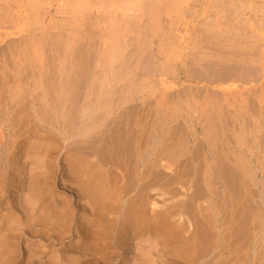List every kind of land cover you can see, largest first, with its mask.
<instances>
[{"label":"rangeland","instance_id":"374dc122","mask_svg":"<svg viewBox=\"0 0 264 264\" xmlns=\"http://www.w3.org/2000/svg\"><path fill=\"white\" fill-rule=\"evenodd\" d=\"M88 1H90V0H12V1L11 0H0V7H2V8H0V52L4 51L3 54L6 53V55L11 54L12 57L10 56V58L12 59L13 55H14V57L17 55L16 51H19L18 50L19 44H21L23 47L25 44L28 45L30 43L31 44L30 49L28 48L29 46L28 47H27V45H25L26 47L24 46V48H25L24 52H26V53L22 52V53H24V55L22 54L20 56V58H17V59L15 57L14 61L16 60V62H15L16 64L14 63V70L18 69L17 66H19V65H20L19 67L23 66V69L21 70V72L18 73V75H19L18 77L20 78V79H18V81H20V80L23 82L29 81V84H33V85L35 84V82L40 83V82L46 81V79H49L48 76H50V74L48 75L47 73H51L52 72L51 70H53L55 72V71H58L59 69L60 70L58 71L57 75L60 74V71H62L63 73H61L59 75L57 80H61V79L63 80V79H65V77L68 76L66 78L67 80H69V79L74 80L75 79V82H79L81 84H84V83L86 84V82L93 83V84L95 83L96 86H99L100 83H103V84L112 83V85L114 84L113 86H115V84L116 85L119 84L118 83L119 79L123 80V81H121L122 84L126 83V85H127V83H128V88L125 91V93L123 92V93H121L122 95L119 96V97L122 96V98L124 96V99H125V102L127 105V108L125 111L126 112L129 111V113H128L129 119L131 117V113H133L132 119L131 120L128 119V121L126 123V128L128 130H130V129L133 130V128H135V120L136 119H139V120L142 119L143 122H141V124H140V130H141L140 132L142 134H144L147 130H149L148 128H150V126L148 124L149 119L151 120L154 117V118L161 119V121H162L163 116L164 115L166 116V119L168 120V122L165 120H163L162 122H166V123L170 122V124H171V125H169L170 131H169V129L166 130V127H163L164 129L160 128V127L158 128L160 131V136H163L162 137L163 139L161 138L162 141L159 142L158 148H160V149H157V151H156V162L154 163V164H156V166L152 163H149L146 160L140 161V166H141L140 172L141 173H143V172H144V174L147 173L146 175L149 176V179L151 177H152L151 179H153V176L158 177V178H156L157 180L161 179L159 181L154 179L157 181V184H156V182H154V185L148 189L147 193H145L148 196V198H145L144 201L145 202L148 201V203L150 202V204L147 203L145 210H146V212L150 211V215H149V212H147L148 213L147 214L144 211L145 219H144V221L140 222V231L138 232L137 236H135V238H128L127 237V238H124V240H123V238L121 239L122 243L124 241L128 243V241H129L131 243L130 246L123 244V247L121 245V248H119L120 250L118 248H116L115 242H116L118 237L115 234L110 235L111 233L109 235H106V231H108L107 227H103L104 224H102V226L98 228L99 230H97L98 234H94L95 236H93L95 238V241H94L95 246H92L93 248L90 247L91 246V244H90L91 240H90L83 245L82 249L78 250L76 243H78L80 238L73 235L72 234L73 232L65 235V234H63L62 229H60V230L58 229V231L61 233L60 234L57 230L51 228V226H49V225H47L46 228L45 227L42 228L39 226V224L42 223L41 218L43 215H47L48 213H51V209H53L54 211L57 209L59 211V209H62L61 207L58 208L59 207L58 206L55 209L54 207L51 206L45 212H41V211L39 212V210H35V209L33 210L32 209L31 201H33V200L29 198L28 193L26 191H20V192L17 191L18 194L14 195L16 197H13V194L12 193L10 194L11 189H6L7 190L6 194H4L1 197L2 198L1 201L2 200L4 201V202L2 201V203L4 204L7 201H11V198L12 199H19V200H21V204H22L23 208L19 209V210L17 208V211L20 212V214H21V219L17 220L16 223L15 222L12 223V228L17 229V231L15 233H13L14 238L10 237V238H12V241H11V244L13 245V247H11L12 250H9L8 248H5V250L4 249L2 250V253H6V255H1L2 253L0 254V264H177L178 260H182V259H180V257L178 258L177 255L176 256L173 255L174 250H176V247H177L175 245V243L178 244L177 241L184 240L186 235H187L188 227L186 230V226H184V225H186L185 224L186 221L188 224L187 218L189 217V214L187 215L186 211H185V215H184V213L180 215V214H178L177 210L174 211L172 209H177L176 206L173 208V204H175V203L177 204V201H179L180 199L187 198V197H183L184 193L188 194L187 186L184 184H185L186 179L187 180L190 179V174L194 171V169H196V168L198 169L197 165H199V164H197L196 161L198 159H199L198 160L199 162L204 161V162H201L202 164L200 163V166L202 168L199 166L200 167L199 171H202L200 173L201 176H199L201 178V180L199 181V185L200 184L205 185L204 184L205 173H204L203 169L206 165V161H208V163H211L212 165L218 164L217 162L219 160L222 161V162L219 161V163H220L219 165H221V167H224V168H222L223 169L222 170V169H220L221 167L219 166L218 169L221 171V174L223 173L225 176H228L227 175V174H229L228 171H231V168H230L231 165H232V167L235 166V168H236L235 163H237L236 159L239 156L240 157L238 160L239 161L243 160L240 163H242V165L245 164L246 170L244 171V173H248V174L244 175L243 171L240 169L241 173L239 172L240 176H238L239 177L238 180L239 179L243 180V178L247 176L246 178H244V179H246V181L244 183L246 185L244 186V188L246 186L248 187V188L246 187L247 194L251 198V200H253L252 201L253 203L251 204V206H249L250 209L249 208L248 209L250 211L252 210V214H255V218H256L255 223L256 224L259 223L261 226V230H260L261 236L259 237L258 240L255 239L256 242L255 241L253 242L252 250H249L250 247H248V248L244 247V243L245 242L247 243V241H249L251 239V238H248L249 237L248 236L249 235L248 229L250 228V232L254 231L253 228L255 225L251 224L252 219L250 218L251 222L249 221L250 224L248 223V225H250V226L248 227V225L246 224L245 225L246 227L243 228V234H245L247 236L245 237V235H243L244 236L243 243H241V244H243L244 250L247 248L250 251V255L248 256L247 259H245L246 256H244V254H243L244 252L242 249V252L240 254H237V256L242 255L241 258H240V256L237 257L235 254V257L233 258L232 263L243 264L244 261H246L245 264H247V262H249V264L254 263V262H255L254 264H259V263L261 264V262L264 263V256H263L264 255V56H263L264 55V0H244V1L243 0H234V2H232L233 0H184V2H182L183 0H148V2H147V0H140V1L138 0L139 2L142 3V5H141V3H139V5L138 4L134 5L132 3L130 4L129 2L127 3V0H91L90 3H93L96 6L93 8V11L90 10L88 8V6L85 9V6L88 4ZM32 2H34V3H32ZM37 2H39V9L42 10L41 11L38 9L40 11V14L42 13L43 17L45 16V18H43V17L41 18L42 20H39L40 17L37 18L39 14L37 16L33 14V17H30L28 15V17H27L28 13L35 11V9H33V8L31 9L30 6L33 4H36ZM154 3H156V4H154ZM192 3H193V5H192ZM235 3H236V5H234ZM98 4L101 5L102 7H99ZM133 5H134V7H132ZM34 6L35 5H33L32 7H34ZM145 6H147L148 8ZM215 6H216V8H215ZM231 7H232V9H230ZM128 8L129 9L131 8V11L129 10L130 12L127 10ZM139 8H142V10L141 11L138 10ZM192 8H194V9H192ZM123 9H124V11H122ZM133 9H136V10H133ZM146 9H148V11H146ZM190 9H191V11H190ZM205 10H207V11H205ZM219 10L220 11L224 10V11H222V13H221ZM236 10H238V12ZM5 11H7V12L4 13ZM84 11H86V12L92 11L91 17H94L93 18L94 20L92 19L89 22L90 23L89 25L87 22H84V25H86V26H83L84 28H80L81 35H80V32L78 33V30H76L77 32L75 31L76 33L75 32L71 33L70 32L71 31L70 25H74V23H73V21H75L74 19L77 18L78 20L79 19L82 20L81 18L86 17V16H82V13ZM100 11H102V12H100ZM210 11H212V12H210ZM233 11H236L235 14ZM19 12L23 13V15L25 16L23 21L20 20V18H17ZM123 12L125 14L122 15ZM196 12H197V14H196ZM198 12H200V13L198 14ZM142 13H143V15L145 14V17L142 16ZM78 14H80V15H78ZM118 14L120 16V20H122L121 23L118 22V20L116 21V19H117L116 16ZM138 14H140V15H138ZM232 14H234V15L231 16L232 17L231 18L230 15H232ZM12 15L14 16L13 22L14 21L15 22L12 23V21H11V24L10 23L5 24V21L9 20V17L13 18ZM206 16H208L209 19H207L208 17L206 18ZM222 16H223V18H222ZM124 17L128 20H126ZM141 17H143V18H141ZM233 17H235L236 19H233ZM139 18H141V19H139ZM210 18L214 19V21L216 20V21H219V23L220 22L222 23L223 27L221 28V30L222 29L223 30L225 29V30L224 31L223 30L222 31L217 30L218 33H221V35H222V32H223L225 35L224 37H226V35H227V39H228V37L233 38V40L231 41L232 45L230 43H223L224 45L226 44V46H224L225 47L224 50L222 49L224 47H221V46H223V44L220 45L219 43H217L215 41L212 42V44H211V42H208V39L203 38V36H204L203 34H205V32L207 33V31H205V27H203V25H202V32L198 33L199 31H197V29L195 30L196 27L194 25L196 23L197 24L201 23L200 21H202V23H203V21L206 22L207 20H211ZM30 19H31V24H28V23H30V21H27V20H30ZM124 19H125V21H127L126 23H125ZM205 19H206V21H205ZM224 20H225V23H224ZM17 21H19L20 23H18ZM24 21L27 22V24ZM51 21L53 23H51ZM70 21L72 22V24L69 23ZM109 21L111 23H109ZM128 21H129V23H128ZM143 21H144V23H143ZM196 21H198V22H196ZM106 22H108V24H111V25L108 26ZM39 23H40V25H39ZM93 23L96 25H94ZM97 23H98V25H97ZM130 23H132V24H130ZM171 23H173V24H171ZM43 24H44V26H43ZM75 24H79V23H75ZM166 24H168V26L171 25L172 28L174 27L173 31L169 30L170 27H169V29L167 27H165ZM203 24H205V23H203ZM68 25H69V27H68ZM141 25L142 26L145 25V26L142 27ZM29 26H30V28H29ZM232 26H235V27H232ZM108 27H110L113 31L110 32L109 31L110 28L108 29ZM230 27L235 28V29H232ZM119 28H121V29L119 30ZM192 28H193V30H192ZM198 29H200V28H198ZM62 30H64V31H62ZM239 30L241 32H239ZM60 31L64 33V37L66 36V34H68L66 36L67 38L73 34H75V35H73L72 37H69L71 40L69 38H68L69 39L68 40L66 37H65V40H63L62 39V38H64L63 33H62V36H61V33L60 34L58 33ZM68 31L70 33H68ZM82 31H83V33H82ZM114 31H115V34H114ZM125 31H128V33H126ZM134 31H135V33H134ZM217 31L215 30V34H214V32H210V33L216 35V34H218ZM228 31H231V32L229 33ZM117 33H119L118 34V35H120L119 37L117 36ZM136 33H140V34H138L139 38L137 37ZM168 33H169V35H168ZM50 34H53L51 36L52 38L50 37ZM87 34H88L89 38H86V37H88ZM111 34H113L112 37H111ZM240 34H241V36H240ZM244 34H245V36H243ZM54 35H57L58 37L54 36ZM207 35L209 36V34H207ZM19 36H21V37H19ZM75 36H76V38L74 39ZM124 36H127L128 38L124 37ZM251 36L253 39L251 38ZM35 37L39 40H37ZM104 37H106V38L104 39ZM109 37L111 40H109ZM224 37H222V41L227 42L228 40L225 39ZM244 37H246V38H244ZM41 38H42V41H41ZM10 39H11V41H10ZM19 39H20V41H19ZM72 39H74V41ZM80 39H82V40H80ZM115 39H117V40H115ZM123 39H126V42L122 45V42H120V40L122 41ZM31 40H33V41L35 40L34 43L38 42L40 45L38 43H37V45L34 44ZM104 40H106V42H108V43H106ZM201 40H203L202 41L203 43L201 42ZM52 41H54V42H52ZM70 41H71V43H69ZM123 41H125V40H123ZM132 41H133V43H132ZM24 42H26V43H24ZM127 42H128V44H127ZM165 43H168V44L165 45ZM74 44L75 45L77 44V45L75 46ZM12 45H14V46L18 45V46L15 47V49H13V51H12V49H10V47H12ZM32 45L36 46L35 48H37L38 50L37 49L34 50V48H33L34 46H32ZM120 45L122 48L120 47ZM229 45H231V46H229ZM31 46L33 49H31ZM82 47H84V49ZM238 47H239V49H238ZM80 48H82V49L80 50ZM133 48H135V49H133ZM211 49L213 52L211 51ZM21 50H23V49H21ZM196 50L198 53L196 52ZM37 51H39V52L41 51V53H38ZM113 51H114V53H113ZM121 51H123V52H121ZM133 52L135 55L133 54ZM231 52H233V53H231ZM112 53H113V55H112ZM194 53H195V55H193ZM227 53L230 55H227ZM41 54H42V57H41ZM74 54H76V55H74ZM77 54H79V55H77ZM109 54L111 56H109ZM126 54H128V55L126 56ZM219 54H221V55L224 54V55L221 56ZM45 55H46V57H45ZM118 55H119V57H118ZM73 56L76 60L73 58ZM93 56H94V58H93ZM131 56H133V57L131 58ZM3 57H5V56L2 55L1 58H3ZM86 57L89 59H87ZM128 57H130L132 60ZM197 57H199V58H197ZM21 58L23 59V61ZM25 58H26V61H24ZM44 59H46V60L44 61ZM82 60L85 61L84 65H82L83 64ZM12 61H13V59H12ZM61 61H63V62H61ZM87 61H88V64H87ZM24 63H26V64H24ZM72 63H74V64L72 65ZM119 63L122 66H120ZM196 63H198L199 65ZM6 64H7L8 70H11L10 69L11 67L13 69V64L11 62L9 64V60L7 61ZM6 64H5V61L4 62H3V60L0 61V69L5 68L4 66ZM11 64H12V66L9 67ZM89 64H90V66H89ZM200 64H202V66ZM25 65H26V67H25ZM44 66H46V67H44ZM50 66H54L53 69ZM73 66H75V67H73ZM48 67H49V69H48ZM57 67H58V69H57ZM67 67H68V70L71 69V71H68V73L71 72V73H69V75H68V73H66ZM80 67H82V68H80ZM134 67H136V68H134ZM200 67H201V69H200ZM25 68H27V70ZM129 68H130V70H129ZM198 68H199V70H198ZM259 68H261V69H259ZM65 69H66V71H64ZM123 69H124V71H123ZM23 70L24 71L26 70V71L24 72ZM29 70H30V73H29ZM104 70H105V72H104ZM76 71H78V72H76ZM97 71L98 72L100 71L101 73L100 72L98 73ZM122 71H123V74H122ZM126 71H127V73H126ZM194 71H196L197 73ZM14 72H16V71H14ZM73 72L74 73L76 72V74H74ZM91 72H94V73H91ZM78 73L80 76L78 75ZM73 74L75 77L73 76ZM190 74L192 77H190ZM232 74H233V76H232ZM237 74H238V76H237ZM77 75H78V77H76ZM85 75H86V78H85ZM24 76H26V77H24ZM69 76H71L73 78H71ZM138 76H139V78H138ZM235 76H237V78ZM62 77H64V78H62ZM79 77H81V78H79ZM217 77H218V79H217ZM222 77H224V78H222ZM82 78H85V79H82ZM231 78H232V80H229ZM13 79L14 78H12V80ZM52 79H54V78H52ZM219 79H221V80H219ZM223 79H225L226 82L222 81ZM50 80H51V77H50ZM77 80H80V81H77ZM135 82H137V83H135ZM129 84H133V85H129ZM147 84L149 86H147ZM87 87H88L87 85L84 86V88H87ZM234 88L236 89L237 92H235ZM137 90H138V93H137ZM141 90H143V91H141ZM226 90L227 91L231 90V91L227 92ZM98 92L99 91L94 92L92 94V96L97 97ZM206 92L208 93V95ZM82 93H84V92L82 91L81 94ZM134 93H135V95H134ZM217 93H219V94H217ZM227 93L230 96H228ZM200 94H201V96H200ZM94 95H96V96H94ZM238 95H240V96H238ZM197 96H198V98H197ZM236 96L239 98H237ZM82 97H85V94H82ZM82 97H80V98H82ZM129 98H130V100H129ZM134 98H135V100H133ZM124 99H122V100H124ZM166 100H167V102H166ZM220 100H222V101H220ZM227 100H228V103H227ZM145 102H147V103L145 104ZM151 102H152V104H151ZM148 103H150L149 106H148ZM166 104H168V105H166ZM134 105H137V106L139 105L138 107H140V108H138L136 106L138 108L137 109ZM157 105H158V108H155ZM160 105H162V106H160ZM112 106H114V107H112V110H110L111 115H113V113H116V111H117V109H116V111L114 109V108H116L115 105H112ZM129 107H131V108H129ZM133 107H135L136 109ZM169 108H173V110L172 109L169 110ZM167 110H169V111H167ZM171 110H172V112H171ZM138 112L140 113V115L138 114ZM166 112H167V115L169 114V116L172 119H170V117H167V115L165 114ZM168 112H170V113H168ZM152 113L154 115H152ZM135 114H136V116H135ZM150 114H151V118H149ZM141 115H143L142 118H141ZM146 116H147V118H145ZM137 117H139V118H137ZM174 117H176V119ZM144 118H145V120H144ZM161 121L158 120L159 123H161ZM209 121H210V123H209ZM222 121H223V124H225V125L221 124ZM171 122H173V123H171ZM173 124H175L177 126H175ZM45 125L46 124H44V126ZM172 125L174 126V128L179 127V129H177V130H179L180 131L179 133H181V135H184L186 137V139L183 136L184 139L181 142H179L178 139H173V141L171 139L169 140L168 138L171 135L170 132L175 131V129L172 128L173 127ZM222 125H223V127H222ZM46 126H48V125H46ZM224 127L225 128L230 127V129L228 128L224 131V129H225ZM205 128H206V130H205ZM210 128L212 129L211 131H210ZM231 128L234 130L232 131ZM172 129H173V131H171ZM227 130H229L230 132ZM146 133L148 135L149 131H147ZM161 133H162V135H161ZM179 133H177V134H179ZM238 133H240V135ZM39 134H41L45 138H46V136L47 137L54 136L51 133L47 134V131L46 132L40 131ZM166 134H169V135H166ZM177 134L174 136V138H176ZM209 135L211 136V138H209ZM234 135L236 136V138ZM142 136L147 137L145 135H142ZM206 136H208V137H206ZM228 136H231V137H228ZM232 136L234 138H232ZM175 141H176V143H174ZM236 142H238V143H236ZM166 143H169V144L172 143V145H177V146L180 145L179 147H177V150L174 153L175 155H173V153L166 151L167 147H169L168 146L169 144H167V147H166ZM48 144H50V142H48ZM181 144H183V145H181ZM198 145H199V147H198ZM200 145H202L201 147H203V149H200ZM181 146H184V147L181 148ZM161 148H164V150H162ZM160 150H162L163 152H161L159 155L158 152ZM178 150L180 152L177 154ZM182 150H183V152H182ZM17 151H18L17 149H14V148L9 149V147L7 148V151H6V149H4L0 153V156L3 157V159L0 158V161L4 160V162L5 161L7 162L9 160L8 156L9 157H11V156L17 157L18 155H20V151L19 152H17ZM63 151H65V150L61 149L60 150L61 155L55 156V158H56L55 160H57L58 163H59V161H60V163L64 162V160H63L64 158L62 156V154H64ZM193 151H194V153L198 152L197 154H195L194 157L192 155ZM234 151H235V153H234ZM230 152H231V154H230ZM180 153H181V155H180ZM21 154H22V151H21ZM218 154H219V156H218ZM29 155L30 156H29V158L26 159L23 167L20 165L21 161H18V159L14 158L15 160L12 159L13 162H10L11 166L8 169L10 171V173H14L16 175H19V174L24 175L25 174L24 179H23L24 181L27 180V178H29V176H31L33 171H36L38 173L42 172L44 174L48 170V169H44L45 167H47L46 165L44 168L41 167V169H36L37 168V165H36L37 157L34 156L33 152H31V154H29ZM133 155L134 154H131L129 156L130 157L129 161L132 159L131 157ZM196 155H197V157H196ZM215 155H217V156H215ZM135 157L136 156L134 155V159H132L129 162L127 170L133 171V167L135 166V163H136ZM160 157H162V158H160ZM232 157L235 160L231 161ZM170 158L172 159V161L170 160ZM216 158L218 161L216 160ZM20 159H22V157ZM162 159H164V161ZM189 159L192 162H189L190 161ZM153 160H155V159H153ZM165 160H167L168 162L170 160V162H169L170 165L173 163L171 165L172 167H170L169 165H168L169 167L168 166L166 168L163 167L164 164H167V163H165L166 162ZM213 160H215L216 162ZM233 161H234V163H233ZM17 162H19V164ZM244 162H246V163H244ZM14 163H16V164L14 165ZM229 163L231 165H230L229 170H228L227 167H228ZM4 164H5V168L7 169L6 163H4ZM147 164H148V166H147ZM160 165H163V166L161 167ZM129 166H131V167H129ZM13 167H15V168H13ZM57 168L59 170L57 169V171H55V177H56L55 183H56V185L60 186V187H58L57 191L60 190L61 192L60 193L58 192V194H57L56 190H53L52 186L50 185L52 195L53 196H55L56 194L62 195L64 193V194H66V196H68V198H70L71 195H70L69 190L65 189L64 187L61 188L63 185L62 183L64 182L62 180L63 179L62 175H64L63 174L64 172L61 170L59 165H57ZM144 168L146 169V171H147V169H150V170H148L149 172H146ZM169 168L170 169L172 168V169L168 170ZM184 168L188 169L187 171L189 172L188 173L189 176L185 175L187 171H185ZM107 169H110V168L108 167ZM115 169H116V171H114ZM155 169H157V170H155ZM173 169H176V170L173 172ZM181 169H183V171ZM44 170H45V172H44ZM112 170L113 171L110 172L111 174H112V172H113V174H115V173L119 174L120 173L118 167H113ZM157 171L160 173L159 176H158V174L154 173ZM60 172H62V173H60ZM151 172H153L154 174L151 175L152 174ZM178 172L183 173L184 177L183 176L182 177L177 176V175L181 174ZM17 173H19V174H17ZM134 173H135V171H134ZM198 174H196L197 175L196 178L198 177ZM234 174L238 175V172L235 171ZM12 176H13V174H12ZM57 176H58V178H57ZM59 176H60V178H59ZM172 176L182 178V179L176 178L174 181ZM229 176H231V175L229 174ZM229 176H228V178L230 180L231 177H229ZM170 177H171V179H170ZM165 178L169 181H167ZM225 178H227V177H225ZM49 179H50L51 183L52 182L54 183V179L52 177H49ZM164 179H165V181H164ZM170 180H171L172 184H170V186H169L166 183V181L170 182ZM124 182H125V180L121 181L122 185H124ZM151 182H153V181H151ZM163 182L165 185H163V184L161 185V183H163ZM182 182H183V184H182ZM182 185H183V187H182ZM195 185H197L199 187V190H197L198 195H199L200 191H201L200 195H202L203 194L202 193L203 189L201 188L202 185L199 186L198 183H195ZM177 186L181 187L182 189L185 187L184 188L185 190L183 191L182 189H179L177 192ZM197 186H195V189H198ZM153 188L155 189V191L152 190ZM173 188L176 189L175 193H174ZM193 189L194 188H192V189L189 188V191L191 192ZM231 189L233 190L234 188L232 187ZM172 190H173V192H172ZM149 191H150V193L151 192L152 193L150 194ZM8 193L11 196V198H9L10 196L8 195ZM22 193H23V195H22ZM148 193H149V195H148ZM252 193L255 194L256 196L253 195ZM20 194L22 195L21 197H20ZM48 194L51 195V193H48ZM174 195H176V196H174ZM151 200H153V201H151ZM23 201H24V203H23ZM198 201L200 203H203V204L206 203L205 200H203V199L198 200ZM34 205H35V207L38 206L35 201H34ZM153 205H155V208H153L154 207ZM168 206H170V207H168ZM148 207L150 210L147 209ZM166 208H168V211ZM151 210L152 211L156 210V211H154V213H153ZM170 210H172L173 212L171 213ZM2 211L3 210H1V212H0L1 213V215H0V225H1L0 229L3 225H6L7 220L10 219L8 212H6V211L2 212ZM174 212H177V214L176 213L173 214ZM77 213L81 214L79 211H77ZM159 213H161V214H159ZM6 214H8V215H6ZM146 215H148L149 217H147ZM78 216L79 215H77V217ZM111 216H112V214H111ZM153 216H155V217L153 218ZM164 216L166 217V219L164 218ZM183 218H184V220H183ZM155 219H158V220H155ZM32 220H33V223L31 222ZM164 221L171 222V224L173 225L172 226L173 229L176 231L177 230L180 231V233L182 232L181 234H183L184 236L180 234L181 236L179 238L173 237V238H170L171 240L169 242H167L168 239L167 238L163 239L162 234L164 235V234H167L168 232L165 230H164V232H163V230L161 231V225ZM33 226H34V228H33ZM157 227H159L160 229L155 230ZM38 228L39 229L41 228V230H43V233L46 234V235L44 234V240H43V242H41L42 244L40 243V237L39 238L36 236L31 237V234H33L32 230L38 229ZM145 228H146V230H145ZM180 228H181V230H180ZM51 229L53 231L55 230L54 236H55V234H58L56 236H58L59 239H57L58 237H56V236H55L56 237L55 240L53 238H51V236H53V232L51 231ZM47 230H48V232H47ZM147 230H149V231H147ZM21 231L24 233V235ZM29 231L31 232V234ZM49 233H50V235H49ZM169 233H171V232H169ZM25 234H27V235H25ZM109 236H111V237H109ZM169 236H170V234H169ZM24 237H25V239H24ZM91 238L92 237H90V239ZM21 239H22V241H21ZM27 239H29L30 241ZM97 239H99L100 242ZM56 240H58V241H56ZM92 240H93V238H92ZM25 243H26V245H25ZM127 243H125V244H127ZM167 243H168V245H167ZM43 244L45 245V247ZM169 244H171V245H169ZM30 245H32V246H30ZM61 245H63V246H61ZM15 246L17 247V249L14 248ZM27 249H30L31 251L30 250L27 251ZM75 249H77L78 251H76ZM87 249H89V250H87ZM91 249H92V251H91ZM48 251H49V253H48ZM11 252H12V254H11ZM7 253H8V255H7ZM33 253H34V256H33ZM124 254H126V255H124ZM14 255H15V257H14ZM44 256L46 258H44ZM112 256H114V257H112ZM243 256H244V258H242ZM124 257H126L127 259ZM9 258H10V260H9ZM214 258H215V256H211V257H208L206 260L212 261V259H214ZM235 259H237V261L240 260L241 262L240 261L234 262ZM123 260L125 262H123ZM184 261H186V260H184ZM202 261L200 264L205 263V261L204 262H202ZM217 261H219V260H216L215 264L218 263ZM184 263L185 262H183V264Z\"/></svg>","mask_w":264,"mask_h":264},{"label":"bare ground","instance_id":"6f19581e","mask_svg":"<svg viewBox=\"0 0 264 264\" xmlns=\"http://www.w3.org/2000/svg\"><path fill=\"white\" fill-rule=\"evenodd\" d=\"M12 1V0H11ZM140 1V0H139ZM138 0H127V3L129 2L130 4H138L141 3ZM244 1V0H243ZM90 1H88V4L85 6H88V8L90 10L93 11V8L96 7L93 3H90ZM105 2V1H104ZM103 2V3H104ZM148 2V0H147ZM153 2V1H152ZM176 2V1H175ZM184 2V0L182 1ZM187 2V1H186ZM234 2V0L232 1ZM31 3V2H30ZM34 3V2H32ZM223 3V2H222ZM247 3V2H246ZM46 4V3H45ZM101 4V3H100ZM123 4V3H122ZM149 4V3H148ZM156 4V3H154ZM227 4V3H226ZM241 4V3H240ZM258 4V3H257ZM33 5H35L34 7H32ZM31 5V9H35V11L28 13V15L30 17H33L34 15H38L37 18L40 17L39 20H42L41 18L43 17L42 13L40 14L41 9H39V2H37L36 4ZM82 5V4H81ZM99 5V4H98ZM124 5V4H123ZM134 5L132 7H134ZM142 5V3H141ZM147 5V4H146ZM193 5V3H192ZM222 5V4H221ZM236 5V3L234 4ZM233 5V6H234ZM43 6V5H42ZM240 6V5H239ZM262 6V5H261ZM48 7V6H47ZM99 7H102L101 5H99ZM122 7V6H121ZM128 7V6H127ZM130 7V6H129ZM131 7V8H132ZM147 7V6H145ZM144 7V8H145ZM150 7V6H149ZM194 7V6H193ZM221 7V6H220ZM219 7V8H220ZM228 7V6H227ZM230 7V6H229ZM252 7V6H251ZM260 7V6H259ZM2 8V7H0ZM44 8V7H43ZM124 8V7H123ZM131 8L127 9L128 11H131ZM136 8V7H135ZM143 8V7H142ZM142 8H139L138 10H142ZM148 8V7H147ZM216 8V6H215ZM225 8V7H224ZM256 8V7H255ZM263 8V7H262ZM39 9V10H38ZM46 9V8H45ZM49 9V8H48ZM73 9V8H72ZM88 9V10H89ZM137 9V8H136ZM133 9V10H136ZM194 9V8H192ZM229 9V8H228ZM232 9V7L230 8ZM257 9V8H256ZM23 10V9H22ZM71 10V9H70ZM89 10V11H90ZM126 10V9H125ZM234 10V9H233ZM240 10V9H239ZM4 11V10H3ZM20 11V10H19ZM32 11V10H31ZM42 11V10H41ZM86 12L84 11L82 13V16H86L84 18H81L82 20H78L77 18L74 19L75 21H73L74 25H70V32L74 33L76 30H78V33L80 32V28H84V22H87L88 25L90 24L89 22L94 18L91 17V12ZM124 11V9L122 10ZM129 11V12H130ZM146 11H148V9H146ZM189 11V10H188ZM191 11V9H190ZM200 11V10H199ZM207 11V10H205ZM204 11V12H205ZM216 11V10H215ZM220 11V10H219ZM224 11V10H222ZM222 11H220L222 13ZM238 12V10H236ZM236 11H233L234 14ZM7 11H5L4 13H6ZM21 12V11H20ZM18 14L17 18H20V20H24L25 16L23 15V13ZM47 12V11H46ZM82 12V11H81ZM102 12V11H100ZM127 12V11H126ZM157 12V11H156ZM194 12V11H193ZM203 12V11H202ZM212 12V11H210ZM226 12V11H225ZM224 12V13H225ZM27 13V12H26ZM114 13V12H113ZM128 13V12H127ZM160 13V12H159ZM200 12H198L199 14ZM216 13V12H215ZM214 13V14H215ZM219 13V12H218ZM3 14V13H2ZM61 14V13H60ZM63 14V13H62ZM125 14L124 12L122 13V15ZM134 14V13H133ZM132 14V15H133ZM137 14V13H136ZM158 14V13H157ZM184 14V13H183ZM197 14V12H196ZM210 14V13H209ZM234 14L230 15L233 16ZM80 15V14H78ZM113 15V14H112ZM140 15V14H138ZM186 15V14H185ZM227 15V14H226ZM11 16V15H10ZM13 16V15H12ZM16 16V15H15ZM51 16V15H50ZM54 16V15H53ZM142 16L145 17V14ZM210 16V15H209ZM55 17V16H54ZM77 17V16H76ZM130 17V16H129ZM137 17V16H136ZM141 17V18H143ZM208 16H206L207 18ZM213 17V16H212ZM211 17V18H212ZM229 17V16H228ZM5 18V17H4ZM45 18V16L43 17ZM52 18V17H51ZM65 18V17H64ZM116 21L118 20V22H122V20H120V16L119 14L116 16ZM125 18V17H124ZM139 18V19H141ZM210 18V19H211ZM214 18V17H213ZM223 18V16H222ZM225 18V17H224ZM232 18V17H231ZM238 18V17H237ZM28 19V18H27ZM36 19V18H35ZM66 19V18H65ZM126 19V18H125ZM124 19V21H125ZM138 19V20H139ZM209 19V17L207 18ZM216 19V18H215ZM233 19H236L235 17H233ZM5 20V19H4ZM14 20V16L13 18L9 17V20L5 21V24L10 23L11 21L12 23ZM19 20V19H18ZM34 20V19H33ZM94 20V19H93ZM114 20V19H113ZM128 20V19H126ZM133 20V19H132ZM200 20V19H199ZM227 20V19H226ZM230 20V19H229ZM30 21L31 24V19L27 20ZM36 21V20H35ZM108 21V20H107ZM137 21V20H136ZM206 21V19H205ZM222 21V20H221ZM234 21V20H233ZM18 23H20L19 21H17ZM25 22V21H24ZM23 22V23H24ZM65 22V21H64ZM113 22V21H112ZM115 22V21H114ZM127 21H125L126 23ZM198 22V21H196ZM201 23H196L194 26L196 27L195 30L197 29V31H199L198 33L202 32V25L203 27H205V31H207V33L205 32V34H203V38L204 39H208V42H217L220 45H222L223 43H230L233 40V38L228 37L227 39V35L226 37H224V33H218L217 30H221L222 23L219 21H214V19L211 20H207L206 22L200 21ZM227 22V21H226ZM27 24V22H25ZM51 23H53L51 21ZM59 23V22H58ZM70 24H72V22H69ZM75 23H79V24H75ZM95 23V22H94ZM93 23V24H94ZM108 26H110L111 24H108V22H106ZM105 23V24H106ZM109 23H111L109 21ZM129 23V21H128ZM136 23V22H135ZM144 23V21H143ZM225 23V20H224ZM4 24V23H3ZM64 24V23H63ZM100 24V23H99ZM123 24V23H122ZM132 24V23H130ZM142 24V23H141ZM173 24V23H171ZM189 24V23H188ZM234 24V23H233ZM2 25V24H1ZM40 25V23H39ZM96 25V24H94ZM98 25V23H97ZM116 25V24H115ZM146 25V24H145ZM143 25V26H145ZM192 25V24H191ZM44 26V24H43ZM72 26V27H71ZM142 26V25H141ZM142 26V27H143ZM198 26V27H197ZM4 27V26H3ZM41 27V26H40ZM69 27V25H68ZM165 27H167L169 29L170 27V31H173V28L171 25L168 26V24L165 25ZM227 27V26H226ZM229 27V26H228ZM235 27V26H232ZM230 27V28H232ZM26 28V27H25ZM30 28V26H29ZM36 28V27H35ZM50 28V27H49ZM48 28V29H49ZM61 28V27H60ZM110 27H108L109 29ZM200 28V29H198ZM11 29V28H10ZM100 29V28H99ZM121 28H119L120 30ZM135 29V28H134ZM191 29V28H190ZM235 29V28H232ZM33 30V29H32ZM40 30V29H39ZM52 30V29H51ZM66 30V29H65ZM89 30V29H88ZM95 30V29H94ZM193 30V28H192ZM204 30V29H203ZM215 30L217 31L218 34H215ZM223 30V29H222ZM221 30V31H222ZM225 30V29H224ZM223 30V31H224ZM227 30V29H226ZM242 30V29H241ZM38 31V30H37ZM45 31V30H44ZM64 31V30H62ZM85 31V30H84ZM100 31V30H99ZM110 32H112L113 30L110 28L109 30ZM191 31V30H190ZM196 31V32H197ZM237 31V30H236ZM26 32V31H25ZM30 32V31H29ZM68 31V33H70ZM77 32V31H76ZM75 32V33H76ZM88 32V31H87ZM93 32V31H92ZM101 32V31H100ZM109 32V33H110ZM126 33H128V31H125ZM137 32V31H136ZM139 32V31H138ZM194 32V31H193ZM210 32H214V34L210 33ZM229 33L231 31H228ZM227 32V33H228ZM239 32H241L239 30ZM43 33V32H42ZM59 34L63 32H58ZM83 33V31H82ZM130 33V32H129ZM135 33V31H134ZM142 33V32H141ZM44 34V33H43ZM55 34V33H54ZM57 34V33H56ZM97 34V33H96ZM115 34V31H114ZM119 33H117V36L119 37L120 35H118ZM137 37L139 38L138 34L140 33H136ZM145 34V33H144ZM143 34V35H144ZM209 34V36L207 35ZM212 34V35H211ZM235 34V33H234ZM38 35V34H37ZM53 34H50V37ZM58 35V34H57ZM54 35V36H57ZM68 34H66L67 36ZM75 35V34H73ZM73 35L69 36L72 37ZM81 35V32H80ZM113 34H111L112 37ZM169 35V33H168ZM230 35V34H229ZM24 36V35H23ZM47 36V35H46ZM60 36V37H61ZM65 36V37H66ZM88 36V34H87ZM91 36V35H90ZM104 36V35H103ZM165 36V35H164ZM239 36V35H238ZM241 36V34H240ZM245 36V34L243 35ZM21 37V36H19ZM29 37V36H28ZM44 37V36H43ZM49 37V38H50ZM58 37V36H57ZM63 37H64V33H63ZM65 37L62 38L63 40H65ZM68 37V38H69ZM85 37V36H84ZM127 37V36H124ZM132 37V36H131ZM222 37H224L225 39H227L228 41L223 42L222 41ZM233 37V36H232ZM250 37V36H249ZM255 37V36H254ZM34 38V37H33ZM36 38V37H35ZM52 38V37H51ZM67 38V37H66ZM67 38V39H68ZM76 38V36L74 37V39ZM86 38H89L86 37ZM106 37H104L105 39ZM128 38V37H127ZM168 38V37H167ZM166 38V39H167ZM202 38V39H203ZM242 38V37H241ZM246 38V37H244ZM252 38V36H251ZM250 38V39H251ZM21 39V38H20ZM19 39V41H20ZM30 39V38H29ZM37 39V38H36ZM54 39V38H53ZM70 39V38H69ZM68 39V40H69ZM74 39H72L74 41ZM78 39V38H77ZM76 39V40H77ZM243 39V38H242ZM241 39V40H242ZM253 39V38H252ZM39 40V39H37ZM50 40V39H49ZM60 40V39H59ZM71 40V39H70ZM75 40V41H76ZM82 40V39H80ZM108 40V39H107ZM109 40L110 37H109ZM117 40V39H115ZM125 40V41H123ZM122 41L120 40V42H122V45L126 42V39H123ZM135 40V39H134ZM133 40V41H134ZM235 40V39H234ZM11 41V39H10ZM25 41V40H24ZM28 41V40H27ZM33 43L35 42V40H31ZM30 41V42H31ZM42 41V38H41ZM44 41V40H43ZM106 42V40H104ZM131 41V40H130ZM132 41V43H133ZM166 41V40H165ZM173 41V40H172ZM203 40H201L202 42ZM31 42V43H32ZM50 42V41H49ZM54 42V41H52ZM60 42V41H59ZM68 42V41H67ZM116 42V41H115ZM150 42V41H149ZM174 42V41H173ZM197 42V41H196ZM26 43V42H24ZM23 43V44H24ZM38 42L34 43L37 45ZM58 43V42H57ZM71 43V41L69 42ZM81 43V42H80ZM108 43V42H106ZM147 43V42H146ZM203 43V42H202ZM39 44V43H38ZM49 44V43H48ZM62 44V43H61ZM79 44V43H78ZM112 44V43H111ZM128 44V42H127ZM130 44V43H129ZM168 43H165V45ZM193 44V43H192ZM210 44V43H209ZM234 44V43H233ZM236 44V43H235ZM27 45V44H25ZM24 45V46H25ZM30 43L27 45V47L30 49ZM40 45V44H39ZM57 45V44H56ZM63 45V44H62ZM66 45V44H65ZM75 45V44H74ZM77 45V44H76ZM75 45V46H76ZM113 45V44H112ZM142 45V44H141ZM147 45V44H146ZM164 45V44H163ZM195 45V44H194ZM193 45V46H194ZM197 45V44H196ZM201 45V44H200ZM204 45V44H203ZM232 45V44H231ZM229 45V46H231ZM240 45V44H239ZM6 46V45H5ZM10 46V45H9ZM18 46V45H17ZM12 45V47H10V49H15V47ZM24 46L22 47L21 44H19V51H16L17 55L15 56L16 59L20 58V56L26 52H24ZM34 46V45H32ZM31 49L35 48L36 46H34ZM42 46V45H41ZM107 46V45H106ZM111 46V45H110ZM119 46V45H118ZM126 46V45H125ZM210 46V45H209ZM216 46V45H215ZM226 46V44L221 47ZM228 46V47H229ZM238 46V45H237ZM8 47V46H7ZM26 47V46H25ZM44 47V46H43ZM51 47V46H50ZM56 47V46H55ZM108 47V46H107ZM121 47V45H120ZM202 47V46H201ZM220 47V48H221ZM236 47V46H235ZM53 48V47H52ZM78 48V47H77ZM84 49V47H82ZM80 48V50L82 49ZM122 48V47H121ZM125 48V47H124ZM123 48V49H124ZM129 48V47H128ZM200 48V47H199ZM248 48V47H247ZM250 48V47H249ZM23 49V50H21ZM27 49V48H26ZM45 49V48H44ZM135 49V48H133ZM146 49V48H145ZM165 49V48H164ZM223 50L225 49L222 48ZM221 49V50H222ZM239 49V47H238ZM244 49V48H243ZM17 50V49H16ZM28 50V49H27ZM26 50V51H27ZM38 50V49H37ZM56 50V49H55ZM125 50V49H124ZM141 50V49H140ZM200 50V49H199ZM220 50V51H221ZM241 50V49H240ZM253 50V49H252ZM42 51V50H41ZM41 51H37L38 53H41ZM48 51V50H47ZM63 51V50H62ZM212 51V49H211ZM237 51V50H236ZM247 51V50H246ZM4 52V51H3ZM3 52H0V58L1 56H5L3 58H1L3 60V62L5 61V64L7 63V61L9 60V64L10 62L13 64V69H12V64L9 66L11 67V70L7 69V64L4 66L5 68H1L0 69V153L9 147V149L14 148L17 149L19 152L20 151V155H18L17 157H9L8 156V161L4 162L0 161V212L1 210H3L4 212H8L9 214V220H7L6 225H3L0 229V254L2 253V250L5 248H8L9 250H12L11 247H13V245L11 244L12 238L13 237V233H15L17 231L16 228H12V223H16L17 220L21 219V214L20 212L17 211L19 209H22L23 206L21 204V200L19 199H12L11 196L9 198H11V201H5L6 203H2L1 201V197L6 194L7 190L6 189H11L10 194H13V197H16L14 195L18 194L17 191H26L28 193V196L30 199H32L33 201H31V206L32 209L34 210H39V212H45L47 209H49V207H54L55 209L58 208H62L59 209V211L57 210H53L51 209V213H48L47 215H43L41 218V222L39 224L40 227H45L47 225L51 226V228L55 229L58 231V229H62L63 234H69L72 233L73 235H75L76 237L80 238V240L78 241V243H76L77 245V249L80 250L82 249L83 245L90 241L91 246H95L94 245V241L95 238L93 236H95L94 234H98L97 230H99L98 228L103 225V227H107L106 231V235H113L115 234L118 238L115 242L116 244V248H121V245L123 247L124 245H128L130 246L131 243L128 241L127 242H121V239L123 238H135V236H137L138 232L140 231V222L144 221L145 217V213L146 212V205L148 203L144 201L145 198H148V196L145 194L147 193L148 189L150 187H152L154 185V182L161 180V179H156L158 177L153 176V179H149V176L146 175L147 173L144 174L140 172L141 166H140V161L142 160H146L149 163L154 164L156 162V151L159 146V142H161V138L163 136H160V131H159V127L163 128L166 127V130L169 129V123L166 122H162L163 120L167 121L166 116H163V120L161 121V119L158 118H152L151 120L149 119L148 124L150 126V128H148L149 133L147 135V131L142 134L140 131V124L142 121V116L141 115V120L139 119H134L135 120V128L128 130L126 128V123L129 119V111L126 112V102L124 99V96L122 98L119 97L120 95H122L121 93H125V91L128 88V83L126 85V83L122 84L121 79L118 80L119 84H115V86L112 85V83L110 84H103L100 83L99 86H96L95 83H88L86 82L85 85H87V88H84V84H81L79 82H75V79H69L67 80L65 77V79H61V80H57V78L59 77V75L61 73H63L62 71H60V74L57 75L58 71H53L51 70V73H47L48 75L50 74V76H48L49 79H46V81L43 82H35V84H29V81L27 82H23V81H18V79H20L18 76V73L21 72V70L23 69V66L18 67V69L14 70V63L16 62V60L14 61L15 57L13 55V61L10 58V56L12 57V55L10 54H3ZM24 52V53H22ZM36 52V53H37ZM77 52V51H76ZM75 52V53H76ZM119 52V51H118ZM123 52V51H121ZM130 52V51H129ZM128 52V53H129ZM197 52V50H196ZM213 52V51H212ZM216 52V51H215ZM244 52V51H243ZM13 53V52H12ZM48 53V52H47ZM58 53V52H57ZM61 53V52H60ZM87 53V52H86ZM111 53V52H110ZM114 53V51H113ZM112 53V55H113ZM131 53V52H130ZM129 53V54H130ZM140 53V52H139ZM198 53V52H197ZM201 53V52H200ZM233 53V52H231ZM15 54V53H14ZM46 54V53H45ZM50 54V53H49ZM54 54V53H53ZM52 54V55H53ZM66 54V53H65ZM68 54V53H67ZM100 54V53H99ZM124 54V53H123ZM132 54V53H131ZM134 54V52H133ZM213 54V53H212ZM226 54V53H225ZM70 55V54H69ZM76 55V54H74ZM79 55V54H77ZM83 55V54H82ZM87 55V54H86ZM128 54H126L127 56ZM135 55V54H134ZM138 55V54H137ZM195 55V53L193 54ZM199 55V54H198ZM202 55V54H201ZM207 55V54H206ZM221 55V54H219ZM224 55V54H223ZM221 55V56H223ZM227 55H230L227 53ZM234 55V54H233ZM244 55V54H243ZM242 55V56H243ZM64 56V55H63ZM89 56V55H88ZM109 56H111L109 54ZM123 56V55H122ZM125 56V55H124ZM192 56V55H191ZM264 56V55H263ZM31 57V56H30ZM42 57V54H41ZM46 57V55H45ZM55 57V56H54ZM62 57V56H61ZM99 57V56H98ZM114 57V56H113ZM119 57V55H118ZM133 56H131L132 58ZM137 57V56H136ZM207 57V56H206ZM229 57V56H228ZM237 57V56H236ZM39 58V57H38ZM59 58V57H58ZM74 58V56H73ZM87 58V57H86ZM94 58V56H93ZM96 58V57H95ZM116 58V57H115ZM130 58V57H128ZM130 58V59H131ZM138 58V57H137ZM199 58V57H197ZM202 58V57H201ZM205 58V57H204ZM227 58V57H226ZM240 58V57H239ZM0 59V61H2ZM22 59V58H21ZM32 59V58H31ZM57 59V58H56ZM61 59V58H60ZM75 59V58H74ZM89 59V58H87ZM126 59V58H125ZM135 59V58H134ZM228 59V58H227ZM237 59V58H236ZM19 60V59H18ZM46 59H44L45 61ZM48 60V59H47ZM53 60V59H52ZM69 60V59H68ZM72 60V59H71ZM76 60V59H75ZM78 60V59H77ZM85 60V59H84ZM83 61L84 65L85 61ZM129 60V59H128ZM132 60V59H131ZM141 60V59H140ZM139 60V61H140ZM220 60V59H219ZM23 61V59H22ZM26 61V58L25 60ZM28 61V60H27ZM74 61V60H73ZM130 61V60H129ZM221 61V60H220ZM229 61V60H228ZM20 62V61H19ZM30 62V61H29ZM40 62V61H39ZM59 62V61H58ZM63 62V61H61ZM93 62V61H92ZM91 62V63H92ZM101 62V61H100ZM135 62V61H134ZM198 62V61H197ZM204 62V61H203ZM208 62V61H207ZM206 62V63H207ZM236 62V61H235ZM23 63V62H22ZM128 63V62H127ZM16 64V63H15ZM19 64V63H18ZM26 64V63H24ZM48 64V63H47ZM69 64V63H68ZM74 63H72L73 65ZM88 64V61H87ZM86 64V65H87ZM134 64V63H133ZM192 64V63H191ZM198 64V63H196ZM36 65V64H35ZM45 65V64H44ZM50 65V64H49ZM65 65V64H64ZM85 65V66H86ZM120 65V63H119ZM199 65V64H198ZM202 66V64H200ZM225 65V64H224ZM43 66V65H42ZM57 66V65H56ZM55 66V67H56ZM77 66V65H76ZM90 66V64H89ZM122 66V65H120ZM119 66V67H120ZM124 66V65H123ZM131 66V65H130ZM26 67V65H25ZM46 67V66H44ZM52 69L54 66H50ZM59 67V66H58ZM57 67V69H58ZM65 67V66H64ZM75 67V66H73ZM87 67V66H86ZM127 67V66H126ZM82 68V67H80ZM84 68V67H83ZM88 68V67H87ZM136 68V67H134ZM158 68V67H157ZM27 70V68H25ZM49 69V67H48ZM56 69V68H55ZM62 69V68H61ZM90 69V68H89ZM128 69V68H127ZM201 69V67H200ZM261 69V68H259ZM258 69V70H259ZM25 70V71H26ZM83 70V69H82ZM119 70V69H118ZM130 70V68H129ZM133 70V69H132ZM199 70V68H198ZM16 71V72H14ZM24 71V70H23ZM24 71V72H25ZM66 71V69L64 70ZM71 71V69L68 70L67 67V72ZM124 71V69H123ZM122 71V74H123ZM128 71V70H127ZM126 71V73H127ZM164 71V70H163ZM223 71V70H222ZM260 71V70H259ZM9 72V73H8ZM78 72V71H76ZM76 72L74 74H76ZM81 72V71H80ZM84 72V71H83ZM90 72V71H89ZM98 72V71H97ZM100 72V71H99ZM98 72V73H99ZM105 72V70H104ZM117 72V71H116ZM115 72V73H116ZM196 72V71H194ZM231 72V71H230ZM30 73V70H29ZM41 73V72H40ZM71 73V72H69ZM68 73V75H69ZM82 73V72H81ZM86 73V72H85ZM84 73V74H85ZM94 73V72H91ZM101 73V72H100ZM131 73V72H130ZM141 73V72H140ZM139 73V74H140ZM163 73V72H162ZM165 73V72H164ZM197 73V72H196ZM200 73V72H199ZM225 73V72H224ZM235 73V72H234ZM73 74V76H74ZM83 74V73H82ZM120 74V73H119ZM125 74V73H124ZM138 74V73H137ZM136 74V75H137ZM209 74V73H208ZM214 74V73H213ZM231 74V73H230ZM25 75V74H24ZM41 75V74H40ZM44 75V74H43ZM79 75V73H78ZM78 75L76 77H78ZM114 75V74H113ZM117 75V74H116ZM115 75V76H116ZM195 75V74H194ZM201 75V74H200ZM210 75V74H209ZM212 75V74H211ZM224 75V74H223ZM226 75V74H225ZM235 75V74H234ZM57 76V77H56ZM80 76V75H79ZM129 76V75H128ZM214 76V75H213ZM227 76V75H226ZM233 76V74H232ZM238 76V74H237ZM237 76H235L237 78ZM26 77V76H24ZM51 77V80H50ZM71 77V76H69ZM75 77V76H74ZM82 77V76H81ZM79 77V78H81ZM132 77V76H131ZM190 77L191 74H190ZM212 77V76H211ZM11 78V79H10ZM12 78H14L12 80ZM44 78V77H43ZM54 78V79H52ZM56 78V79H55ZM64 78V77H62ZM73 78V77H71ZM86 78V75H85ZM82 78V79H85ZM90 78V77H89ZM104 78V77H103ZM115 78V77H114ZM139 78V76H138ZM188 78V77H187ZM197 78V77H196ZM214 78V77H213ZM220 78V77H219ZM224 78V77H222ZM25 79V78H24ZM78 79V78H77ZM98 79V78H97ZM123 79V78H122ZM128 79V78H127ZM218 79V77H217ZM216 79V80H217ZM48 80V81H47ZM81 80V79H80ZM77 80V81H80ZM131 80V79H130ZM221 80V79H219ZM229 80H232L229 79ZM82 81V80H81ZM86 81V80H85ZM90 81V80H89ZM97 81V80H96ZM139 81V80H138ZM218 81V80H217ZM222 81H225V79H223ZM228 81V80H227ZM143 82V81H142ZM211 82V81H210ZM226 82V81H225ZM88 83V84H87ZM99 83V82H98ZM137 83V82H135ZM134 83V84H135ZM148 83V82H147ZM129 85H133V84H129ZM137 85V84H136ZM147 86H149L147 84ZM133 88V87H132ZM203 88V87H202ZM201 88V89H202ZM140 89V88H139ZM138 89V90H139ZM188 89V88H187ZM235 89V88H234ZM129 90V89H128ZM133 90V89H132ZM137 90V93H138ZM186 90V89H185ZM197 90V89H196ZM204 90V89H203ZM84 92L82 94H85V97H82L81 92ZM96 91H99L97 94V97H93L92 94ZM143 91V90H141ZM202 91V90H201ZM227 91V90H226ZM231 91V90H228ZM227 91V92H228ZM140 92V91H139ZM185 92V91H184ZM205 92V91H204ZM235 92L236 89H235ZM178 93V92H177ZM182 93V92H181ZM207 93V92H206ZM222 93V92H221ZM96 94V93H95ZM165 94V93H164ZM186 94V93H185ZM196 94V93H195ZM215 94V93H214ZM213 94V95H214ZM219 94V93H217ZM224 94V93H223ZM135 95V93H134ZM208 95V93H207ZM228 96H230L227 93ZM232 95V94H231ZM96 96V95H94ZM138 96V95H137ZM170 96V95H169ZM179 96V95H178ZM184 96V95H183ZM201 96V94H200ZM240 96V95H238ZM82 97V98H80ZM168 97V96H167ZM234 97V96H233ZM237 97V96H236ZM126 98V97H125ZM131 98V97H130ZM129 98V100H130ZM137 98V97H136ZM140 98V97H139ZM188 98V97H187ZM190 98V97H189ZM198 98V96H197ZM219 98V97H218ZM239 98V97H237ZM124 99V100H122ZM182 99V98H181ZM135 100V98L133 99ZM161 100V99H160ZM159 100V101H160ZM234 100V99H233ZM118 101V102H117ZM222 101V100H220ZM236 101V100H235ZM157 102V101H156ZM167 102V100H166ZM193 102V101H192ZM147 102H145L146 104ZM163 103V102H162ZM161 103V104H162ZM186 103V102H185ZM228 103V100H227ZM262 103V102H261ZM260 103V104H261ZM150 103H148L149 106ZM152 104V102H151ZM172 104V103H171ZM112 105H115L117 111L116 113H113V115H111L110 110H112ZM168 105V104H166ZM180 105V104H179ZM135 107L137 105H134ZM139 106V105H138ZM137 106V107H138ZM146 106V105H145ZM162 106V105H160ZM165 106V105H164ZM182 106V105H181ZM192 106V105H191ZM133 107V108H135ZM136 107V108H137ZM173 107V106H172ZM131 108V107H129ZM132 108V109H133ZM135 108V109H136ZM140 108V107H138ZM137 108V109H138ZM158 108V105L155 107ZM150 109V108H149ZM148 109V110H149ZM160 109V108H159ZM168 109V108H167ZM173 108H169V110ZM156 110V109H155ZM167 110V111H169ZM171 110V112H172ZM184 110V109H183ZM154 111V110H153ZM165 111V110H164ZM163 111V112H164ZM162 112V111H161ZM157 113V112H156ZM155 113V114H156ZM170 113V112H168ZM133 113H131V117L129 120L132 119ZM138 114L140 115V113L138 112ZM160 114V113H159ZM167 115V112L165 113ZM176 114V113H175ZM152 115H154L152 113ZM136 116V114H135ZM159 116V115H158ZM162 117V116H161ZM160 117V118H161ZM167 117H170L169 114L167 115ZM178 117V116H177ZM211 117V116H210ZM222 117V116H221ZM139 118V117H137ZM147 118V116L145 117ZM144 118V120H145ZM151 118V114L150 117ZM176 119V117H174ZM170 119H172L170 117ZM174 119V120H175ZM198 119V118H197ZM225 119V118H224ZM158 120L161 121V123L158 122ZM211 120V119H210ZM185 121V120H184ZM230 122V121H229ZM132 123V122H131ZM173 123V122H171ZM181 123V122H180ZM208 123V122H207ZM210 123V121H209ZM44 124L48 125V126H44ZM130 124V123H129ZM147 124V125H148ZM176 124V123H175ZM173 124V125H175ZM223 124V121L222 123ZM228 124V123H227ZM231 124V123H230ZM132 125V124H131ZM172 125V126H173ZM180 125V124H179ZM211 125V124H210ZM225 125V124H223ZM222 125V127H223ZM177 126V125H175ZM227 126V125H226ZM230 126V125H229ZM145 127V126H144ZM143 127V128H144ZM182 127V126H181ZM132 128V127H131ZM174 128V126L172 127ZM204 128V127H203ZM225 128V127H224ZM230 129V127H228ZM228 128H225L224 131ZM164 129V128H163ZM175 131H173V129L170 132V137L168 138L169 140L171 139L173 141V139H178L179 142L183 141L184 139V135H181V133H179L180 131L177 130L179 129V127L174 128ZM202 129V128H201ZM216 129V128H215ZM232 129V128H231ZM236 129V128H235ZM146 130V129H145ZM162 130V129H161ZM206 130V128H205ZM208 130V129H207ZM212 129L210 128V131ZM234 129H232L233 131ZM241 130V129H240ZM239 130V131H240ZM40 131H47V134L51 133L54 136H50L46 138L44 136H42L40 133ZM170 131V129H169ZM229 131V130H227ZM131 132V133H130ZM205 132V131H204ZM230 132V131H229ZM168 133V132H167ZM176 138H174V136L176 135ZM222 133V132H221ZM235 133V132H234ZM240 135V133H238ZM142 135H145L147 137H144ZM162 135V133H161ZM169 135V134H166ZM206 135V134H205ZM243 135V134H242ZM184 136V137H183ZM235 136V135H234ZM144 137V138H143ZM183 137V138H182ZM208 137V136H206ZM231 137V136H228ZM188 138V137H187ZM209 138H211V136L209 135ZM224 138V137H223ZM232 138H234L232 136ZM236 138V136H235ZM163 139V138H162ZM167 139V140H168ZM186 139V137H185ZM222 139V138H221ZM239 139V138H238ZM51 140V141H50ZM166 140V141H167ZM189 140V139H188ZM241 140V139H240ZM165 141V142H166ZM177 141V140H176ZM176 141L174 143H176ZM187 141V140H186ZM207 141V140H206ZM223 141V140H222ZM48 142H50V144H48ZM171 142V141H170ZM229 142V141H228ZM185 143V142H184ZM238 143V142H236ZM48 144V145H47ZM164 144V143H163ZM166 143V147H167ZM179 144V143H178ZM225 144V143H224ZM183 145V144H181ZM169 147H167L168 152L173 153V155H175V151L177 150V145H172V143H170L168 145ZM202 145H200V149H203V147H201ZM216 146V145H215ZM240 146V145H239ZM184 146H181V148H183ZM187 147V146H186ZM185 147V148H186ZM199 147V145H198ZM197 147V148H198ZM233 148V147H232ZM238 148V147H237ZM236 148V149H237ZM64 149L65 151L64 154H62L63 156V163H58L57 160H55V156H59L61 155L60 150ZM162 150H164V148H161ZM166 149V148H165ZM196 149V148H195ZM215 149V148H214ZM162 150H160L158 153L160 155L161 152H163ZM180 150V149H179ZM178 150L177 154L180 152ZM188 150V149H187ZM227 150V149H226ZM231 150V149H230ZM22 151V154H21ZM186 151V150H185ZM203 151V150H202ZM26 154H25V153ZM31 152H33L34 156L37 157L36 161V165L37 168L36 169H41V167H45V165L47 167H45L44 169H48L46 173H38L36 171H33L31 176H29V178H27V180H23L24 179V175L23 174H19L16 175L14 173H10V171L8 170L9 167L11 166L10 162H13V160H15L14 158L18 159V161H21V166L23 167V165L25 164V161L27 158H29V154H31ZM183 152V150H182ZM24 153V154H23ZM198 153V152H197ZM193 151V157L195 156V154ZM202 153V152H201ZM233 153V152H232ZM235 153V151H234ZM131 154H134L136 157V163L135 166L133 167V171H129L127 170L128 164L129 162L134 159V155L131 157L132 159L129 161V156ZM231 154V152H230ZM2 155V154H1ZM6 155V154H5ZM8 155V154H7ZM48 155V156H47ZM170 155V154H169ZM181 155V153H180ZM179 155V156H180ZM199 155V154H198ZM225 155V154H224ZM227 155V154H226ZM237 155V154H236ZM47 156V157H46ZM166 156V155H165ZM217 156V155H215ZM214 156V157H215ZM219 156V154H218ZM244 156V155H243ZM22 157V159H20ZM169 157V156H168ZM176 157V156H175ZM174 157V158H175ZM188 157V156H187ZM197 157V155H196ZM240 157V156H239ZM239 157L236 159L237 163H235V166L232 167V165L229 163L228 165V170L229 167L231 165V171H228L229 174L231 176H229V174H227L230 178H228V176H225L223 173V175L221 174V171L218 169V167L221 165H219V161L217 163L218 164H214L212 165L211 163H208V161H206V165L204 167V184L199 185V181L201 180V178L199 176L200 173L202 171H199L200 169V163L204 162L201 161L199 162L198 160L195 161L197 162V167L198 169H194V171L190 174V179H186L185 184L187 186V191L188 194H183V197H187L185 199H180L179 201H177V204H173V208L176 206L177 209H172V210H177L178 214H183L185 215V211L186 214H189L188 219V224L187 221L185 222L186 225V230H187V235L185 237L184 240H179L177 241L178 244L175 243L176 250H174L173 255L174 256H178V258L180 257V259L182 260H178L177 264H183V262H185L184 264H200L201 261L204 262L208 257L211 256H215L214 259H212V261H205L204 264H215L216 260L218 263L217 264H237V263H232L233 258L235 257V254L237 256V254H240L242 252L243 249V238L245 234H243V228L246 227L245 225L249 223V221L251 220L252 223L254 224V231L250 232V228L249 230V237L251 238L249 241H247V243H244V247H250L249 250H252V246H253V242L259 239V237L261 236L260 234V230H261V226L259 223H255V214H252V210L250 211L249 206H251V204L253 203L251 200V198L248 196L247 194V190L246 187L244 188V186L246 184L245 181L246 177L243 178V180H238V176L239 172L241 173L240 169L243 171L246 170L245 169V164L242 165L243 160L239 161ZM1 159H3V157L0 156ZM61 158V157H60ZM162 158V157H160ZM159 158V159H160ZM173 158V157H172ZM211 158V157H210ZM13 159V160H12ZM155 159V160H153ZM169 159V158H168ZM219 159V158H218ZM12 160V161H11ZM34 160V159H33ZM164 161V159H162ZM170 160L172 161V159L170 158ZM169 160V162H170ZM175 160V159H174ZM190 160V159H189ZM207 160V159H206ZM235 160L233 157L231 158V161ZM167 164L160 165L161 167H167L168 165L170 167H172L171 164L165 160ZM215 161V160H213ZM239 161V162H238ZM133 162V161H132ZM147 162V163H148ZM189 162H192L191 160ZM195 162V163H196ZM199 162V163H198ZM216 162V161H215ZM222 162V161H220ZM7 165V169L5 168V164ZM19 164V162H17ZM228 163V162H227ZM234 163V161H233ZM246 163V162H244ZM16 163H14L15 165ZM56 164V165H55ZM132 164V163H131ZM130 164V165H131ZM146 164V163H145ZM185 164V163H184ZM202 164V163H201ZM13 165V164H12ZM57 165H59V167L61 168V170L64 172L62 175L63 176V185L61 188H65L68 189L70 192L71 197L68 198V196H66V194H60L57 195L58 192L60 193L61 191H57L58 190V185H56L55 183V171H57ZM144 165V164H143ZM151 165V164H150ZM149 165V166H150ZM156 166V164H154ZM166 165V166H165ZM216 165V166H215ZM247 165V164H246ZM148 166V164H147ZM159 166V165H158ZM168 166V167H169ZM200 166V167H199ZM21 167V168H22ZM110 169H107V168ZM113 167H118L119 168V174H112L110 173ZM131 167V166H129ZM174 167V166H173ZM15 168V167H13ZM26 168V167H25ZM164 168V169H165ZM180 168V167H179ZM193 168V167H192ZM202 168V167H201ZM224 167H221L220 169H222ZM17 169V168H16ZM15 169V170H16ZM23 169V168H22ZM145 169V168H144ZM172 169V168H171ZM170 168L168 170H171ZM185 171H187L188 169L184 168ZM252 169V168H251ZM33 170V169H32ZM59 170V169H58ZM148 170L150 169H145L146 172H149ZM157 170V169H155ZM176 169H173V172ZM183 171V169H181ZM223 170V169H222ZM227 170V169H226ZM238 172V175L234 174L235 171ZM19 171V170H18ZM39 171V170H38ZM116 171V169L114 170ZM135 171V173H134ZM190 171V170H189ZM198 171V172H197ZM16 172V171H15ZM24 172V171H23ZM45 172V170H44ZM158 172V171H157ZM154 172L155 174H158V176L160 175V173L158 172ZM62 173V172H60ZM118 173V172H117ZM153 175L154 173L151 172ZM181 173V172H178ZM177 173V174H178ZM188 171L186 172V176L188 175ZM199 173V174H198ZM225 173V172H224ZM13 174V176H12ZM182 174V175H181ZM177 176H183V173H181ZM196 174H198V177L196 178ZM248 174V173H244ZM222 175V176H221ZM243 175V174H242ZM243 175V176H244ZM115 176V177H114ZM157 176V175H156ZM171 176V175H170ZM176 176V175H175ZM174 176V177H175ZM224 176V177H223ZM242 176V177H243ZM49 177H52L54 179V183L52 184L50 182ZM172 176V178L175 179L178 177L174 178ZM227 177V178H225ZM58 178V176H57ZM60 178V176H59ZM200 178V179H199ZM156 179V180H154ZM163 179V178H162ZM166 179V178H165ZM164 179V181H165ZM171 179V177H170ZM172 179V180H173ZM178 179H182V178H178ZM224 179V180H223ZM242 179V178H241ZM124 185H122L121 181H124ZM167 180V179H166ZM49 181V182H48ZM153 181V182H151ZM169 181V180H167ZM166 183L170 186L171 180L170 182ZM173 182V181H172ZM252 182V181H251ZM174 183V182H173ZM195 183H198L199 186L202 185V195H198L197 190H199V187L197 185H195ZM58 184V183H57ZM61 184V183H60ZM165 185L164 182L161 183V185ZM183 184V182H182ZM50 185L52 186L53 190H56V195L53 196L51 189H50ZM160 185V184H159ZM160 185V186H161ZM177 185V184H176ZM175 185V186H176ZM179 185V184H178ZM181 186V185H180ZM195 186H197L198 189H195ZM183 187V185H182ZM234 188L233 190L231 188ZM261 187V186H260ZM156 188V187H155ZM159 188V187H158ZM168 188V187H167ZM176 188V187H175ZM185 188V187H184ZM182 189L181 187L177 186V192L179 189H182L183 191L185 189ZM189 188L192 189L194 188L191 192L189 191ZM248 188V187H247ZM170 189V188H169ZM174 189V188H173ZM63 190V189H62ZM153 191H155V189H152ZM174 189V193H175ZM182 191V192H183ZM249 191V190H248ZM9 192V191H8ZM17 192V193H16ZM173 192V190H172ZM181 192V191H180ZM190 192V193H189ZM48 193H51V195H49ZM150 193V191H149ZM148 193V195H149ZM152 193V192H151ZM150 193V194H151ZM179 194V193H178ZM253 194V193H252ZM23 195V193H22ZM20 194V197L22 196ZM49 195V196H48ZM166 195V194H165ZM170 195V194H169ZM172 195V194H171ZM255 195V194H253ZM74 196V197H73ZM176 196V195H174ZM248 196V197H247ZM252 196V195H251ZM256 196V195H255ZM254 196V197H255ZM151 197V196H150ZM7 198V197H6ZM19 198V197H18ZM152 198V197H151ZM5 199V198H4ZM205 200V204L200 203L198 200ZM255 199V198H254ZM23 200V199H22ZM25 201V200H24ZM23 201V203H24ZM34 201L36 202V204L38 206L35 207L34 205ZM150 201V200H149ZM153 201V200H151ZM4 202V201H3ZM150 204V202L148 203ZM153 204V203H152ZM151 204V205H152ZM156 204V203H155ZM155 208V205H153ZM172 206V205H171ZM170 207V206H168ZM260 207V206H259ZM172 208V207H171ZM249 208V209H248ZM149 209V207L147 208ZM168 211V208H166ZM252 209V208H251ZM150 210V209H149ZM172 210L171 213L173 212ZM2 211V212H3ZM77 211H79L81 214H78ZM152 211V210H151ZM153 210L152 212L154 213ZM161 211V210H160ZM165 211V210H164ZM149 212L150 215V211ZM146 212V213H147ZM151 212V213H152ZM163 212V211H162ZM166 212V211H165ZM251 212V213H250ZM158 213V212H157ZM164 213V212H163ZM177 214V212H174L173 214ZM6 214V215H8ZM112 214V216H111ZM148 214V213H147ZM161 214V213H159ZM252 214V215H251ZM258 214V213H257ZM1 215V213H0ZM5 215V216H6ZM77 215H79L77 217ZM155 215V214H154ZM157 215V214H156ZM164 215V214H163ZM4 216V215H3ZM38 216V215H37ZM147 217H149L148 215H146ZM159 216V215H158ZM166 216V215H165ZM164 216V218L166 219V217ZM169 216V215H168ZM155 216H153L154 218ZM163 217V216H162ZM263 217V216H262ZM6 218V217H5ZM163 218V219H164ZM251 218V219H250ZM28 219V218H27ZM148 219V218H147ZM158 220V219H155ZM180 220V219H179ZM184 220V218H183ZM35 221V220H34ZM161 221V220H160ZM250 221V222H251ZM4 222V221H3ZM33 223V220L31 221ZM183 222V221H182ZM157 223V222H156ZM144 224V223H143ZM151 224V223H150ZM250 224V223H249ZM36 225V224H35ZM38 225V224H37ZM152 225V224H151ZM1 226V225H0ZM153 226V225H152ZM173 225L171 224V222H167L164 221L161 225V231L164 230L167 231V234H162L163 239H168L167 242H169L173 237H177L179 238L181 235L180 231H176L173 229L172 227ZM250 225H248L249 227ZM32 227V226H31ZM37 227V226H36ZM154 227V226H153ZM177 227V226H176ZM34 228V226H33ZM152 229V228H151ZM160 229L159 227H157L155 230ZM46 230V229H45ZM50 230V229H49ZM54 230V231H55ZM146 230V228H145ZM174 230V231H173ZM181 230V228H180ZM185 230V229H184ZM51 231L53 232V236H51V238H53L54 240L56 239V235L54 236V231L51 229ZM143 231V230H142ZM149 231V230H147ZM173 231V232H172ZM252 231V230H251ZM22 232V231H21ZM30 232V231H29ZM46 232V231H45ZM48 232V230H47ZM59 232V231H58ZM103 232V231H102ZM101 232V233H102ZM154 232V231H153ZM171 232V233H169ZM246 232V231H245ZM20 233V232H19ZM23 233V232H22ZM31 237H40V243L43 242L44 240V234L43 230H41V228L39 229H33L32 230ZM60 233V232H59ZM104 233V232H103ZM102 233V234H103ZM61 234V233H60ZM71 234V235H72ZM170 234V236H169ZM181 234V235H180ZM21 235V234H20ZM24 235V233H23ZM27 235V234H25ZM46 235V234H45ZM48 235V234H47ZM50 235V233H49ZM100 235V234H99ZM98 235V236H99ZM155 235V234H154ZM64 236V235H63ZM160 236V235H159ZM184 236V235H183ZM243 236V237H242ZM247 235H245L246 237ZM252 236V237H251ZM90 237L92 238L90 239ZM100 237V236H99ZM111 237V236H109ZM67 238V237H66ZM103 238V237H102ZM113 238V237H112ZM241 238V239H240ZM25 239V237H24ZM37 239V238H36ZM50 239V238H49ZM48 239V240H49ZM52 239V240H53ZM59 239V237L57 238ZM261 239V238H260ZM20 240V239H19ZM29 240V239H27ZM65 240V239H64ZM99 240V239H97ZM96 240V241H97ZM106 240V239H105ZM128 240V239H127ZM240 240V241H239ZM22 241V239H21ZM30 241V240H29ZM58 241V240H56ZM108 241V240H107ZM134 241V240H133ZM246 241V240H245ZM14 242V241H13ZM39 242V241H38ZM61 242V241H60ZM63 242V241H62ZM100 242V240H99ZM109 242V241H108ZM107 242V243H108ZM256 242V241H255ZM32 243V242H31ZM70 243V242H69ZM103 243V242H102ZM113 243V242H112ZM127 243V244H125ZM172 243V242H171ZM14 244V243H13ZM16 244V243H15ZM29 244V243H28ZM37 244V243H36ZM42 244V243H41ZM46 244V243H45ZM64 244V243H63ZM104 244V243H103ZM114 244V243H113ZM17 245V244H16ZM26 245V243H25ZM40 245V244H39ZM44 245V244H43ZM108 245V244H107ZM106 245V246H107ZM168 245V243H167ZM171 245V244H169ZM28 246V245H27ZM32 246V245H30ZM42 246V245H41ZM63 246V245H61ZM111 246V245H110ZM114 246V245H113ZM120 246V247H119ZM29 247V246H28ZM45 247V245H44ZM43 247V248H44ZM105 247V246H104ZM255 247V246H254ZM14 248L17 249V247L15 246ZM65 248V247H64ZM93 248V247H92ZM243 249V254L244 256H246L245 259L248 258V256L250 255V251L248 249ZM77 249H75L76 251H78ZM173 249V248H172ZM171 249V250H172ZM30 249H27V251ZM42 250V249H41ZM65 250V249H64ZM70 250V249H69ZM89 250V249H87ZM120 250V249H119ZM15 251V250H14ZM13 251V252H14ZM31 251V250H30ZM44 251V250H43ZM46 251V250H45ZM51 251V250H50ZM53 251V250H52ZM92 251V249H91ZM9 252V251H8ZM125 252V251H124ZM172 252V251H171ZM16 253V252H15ZM29 253V252H28ZM44 253V252H43ZM49 253V251H48ZM12 254V252H11ZM65 254V253H64ZM1 255H6V253H2ZM8 255V253H7ZM48 255V254H47ZM63 255V254H62ZM118 255V254H117ZM116 255V256H117ZM126 255V254H124ZM34 256V253H33ZM46 256V255H45ZM44 256V258H46ZM64 256V255H63ZM110 256V255H109ZM115 256V257H116ZM145 256V255H144ZM240 255H238L237 257H239ZM242 256V255H241ZM240 256V258H241ZM244 256L242 258H244ZM264 256V255H263ZM9 257V256H8ZM11 257V256H10ZM15 257V255H14ZM13 257V258H14ZM19 257V256H18ZM67 257V256H66ZM114 257V256H112ZM219 257V258H218ZM126 258V257H124ZM231 260H230V259ZM239 258V259H240ZM258 258V257H257ZM115 259V258H114ZM127 259V258H126ZM125 259V260H126ZM238 259V260H239ZM10 260V258H9ZM186 260V261H184ZM242 260V259H241ZM141 261V260H140ZM191 263H190V262ZM239 262L237 261V259L234 260V262ZM77 262V261H76ZM123 262H125L123 260ZM241 262V261H240ZM246 261H244L243 264H245ZM252 262V261H251ZM257 262V261H256ZM111 263V262H110ZM175 263V262H174ZM255 263V262H254ZM254 263H250V264H254ZM247 264H249V262H247ZM260 264V263H259ZM261 264H264L263 262H261Z\"/></svg>","mask_w":264,"mask_h":264}]
</instances>
